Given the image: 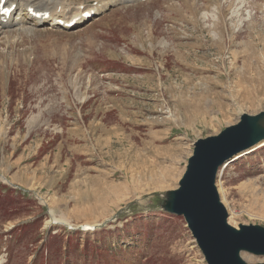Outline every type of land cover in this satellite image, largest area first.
Instances as JSON below:
<instances>
[{"label": "rangeland", "instance_id": "obj_1", "mask_svg": "<svg viewBox=\"0 0 264 264\" xmlns=\"http://www.w3.org/2000/svg\"><path fill=\"white\" fill-rule=\"evenodd\" d=\"M0 30V174L18 186L0 176V264H207L162 194L196 139L264 111V0H146ZM41 82L61 111L31 107ZM225 164L229 222L264 225V143Z\"/></svg>", "mask_w": 264, "mask_h": 264}, {"label": "water", "instance_id": "obj_2", "mask_svg": "<svg viewBox=\"0 0 264 264\" xmlns=\"http://www.w3.org/2000/svg\"><path fill=\"white\" fill-rule=\"evenodd\" d=\"M240 118L218 134L196 139L179 186L162 194L161 209L185 216L207 264H251L242 252L264 256V225H232L216 183L223 164L264 142V111Z\"/></svg>", "mask_w": 264, "mask_h": 264}, {"label": "bare ground", "instance_id": "obj_3", "mask_svg": "<svg viewBox=\"0 0 264 264\" xmlns=\"http://www.w3.org/2000/svg\"><path fill=\"white\" fill-rule=\"evenodd\" d=\"M7 1H8L9 6H11L13 3H16L17 5H16L15 10L11 13V15L9 17H6L5 15L1 14V12H0V29L4 28V30L5 29L6 30L7 29H13V28L25 29V26L28 23L29 19L34 21L33 23H31V22H29V23L34 24V25H37V24L41 25V24L46 23V21H45L46 19L37 18V17L34 18L30 14V12H28V10L30 8H33L35 11H42V12H48L49 11L51 21H54L53 23L57 24L58 20H63L61 17L56 16L57 12L59 9H61L60 11H62V12H63V10L66 12V9H64L65 6L66 7L68 6V8L70 7L69 11L71 10V11H73V13H75L71 18L68 17L67 20H64L65 22H69L76 17H80V14L85 10L86 7H89V10H91L93 8V9H96L99 11V10H102L104 8L103 6H101L102 4H105V6H109V5H112L115 3L121 4V3L131 2V1L134 2L136 0H105V2L102 3L101 5L97 4L96 6H88V5L84 4V6H81V4H80L79 6H77V8L74 6V4L77 3V1L73 2V0H7ZM101 1H103V0H101ZM0 10H1V8H0ZM74 10H75V12H74ZM16 11H18V12H16ZM251 115H255V114H251ZM33 119L34 118H32L31 120H33ZM34 124H36V123H34ZM34 124H32V125H34ZM260 145H262V143ZM260 145H258V146H260ZM3 180H6V179L3 178ZM51 222L57 223V221H55L53 218L51 219Z\"/></svg>", "mask_w": 264, "mask_h": 264}, {"label": "crops", "instance_id": "obj_4", "mask_svg": "<svg viewBox=\"0 0 264 264\" xmlns=\"http://www.w3.org/2000/svg\"><path fill=\"white\" fill-rule=\"evenodd\" d=\"M47 154H49V153H46L45 155H47ZM36 178H37V176H36Z\"/></svg>", "mask_w": 264, "mask_h": 264}]
</instances>
